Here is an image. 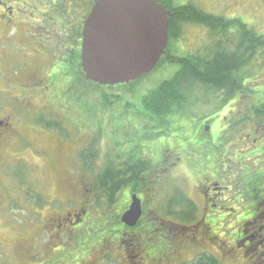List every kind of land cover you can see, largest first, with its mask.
I'll use <instances>...</instances> for the list:
<instances>
[{
    "label": "rangeland",
    "instance_id": "obj_1",
    "mask_svg": "<svg viewBox=\"0 0 264 264\" xmlns=\"http://www.w3.org/2000/svg\"><path fill=\"white\" fill-rule=\"evenodd\" d=\"M185 1L191 2L189 7L194 6L208 16L220 18L218 22L213 19L212 24H218L220 28L226 26L228 31L233 32L231 42L238 39L246 46L250 38H261L263 42L256 50L260 55L255 53L250 56L244 68L243 81L248 80L245 88H264V0ZM187 9L173 20H185L184 12H189ZM189 23V33L180 34L187 37L181 42V54L204 53L208 48L224 46L221 34L216 36L206 23ZM3 47L0 44V57ZM11 49L18 51L16 46ZM26 53L31 58L36 56L33 50ZM22 54L23 51L20 52ZM22 57L26 60L25 55ZM153 84L159 85L160 82ZM26 87H30L28 82ZM141 91L143 88L140 92L133 88L119 96L114 89L90 84L86 89L76 88L73 99L66 93H59V101L53 103V121L56 119L60 131L53 130V144L46 147L47 154H52L53 148V162L23 153L24 146H19L15 140L9 142V152L0 151V264H223V254L228 257L224 264H249L242 257L243 251L227 253L228 248L232 249L228 243L238 226L232 225L237 229L229 231L231 228L223 221V229L216 226L211 230L209 220L203 216L206 214L201 203L203 186H207L212 179L214 162L211 164V161L215 160L211 149L205 153L207 147L213 149L209 142L202 145L205 152L200 156L199 166L176 165L169 173L156 171L152 176L145 177L140 189L146 195L137 188L136 175L129 182L128 194H125L127 188L117 187L113 176L105 181L106 186L99 182L98 174L104 173L110 163L119 161L121 152L118 149L117 124L121 117L117 111L122 98L130 102L142 100L144 92ZM34 94L41 98L39 93ZM9 95L11 100L18 96L17 88H0V104L7 101ZM39 99L33 104H38ZM198 100L192 94L188 101ZM36 107L26 108V112L31 114ZM205 111L212 113L208 107ZM242 123L247 126L246 131L233 140L235 144L232 148L241 144L247 132L254 136H261L264 132V125L259 123L258 118ZM258 127L261 132L256 134ZM131 133L135 131L126 133L124 143H130L129 151L139 156L138 136L131 138L134 135ZM222 141L225 146L220 145L217 154L222 155L223 160L228 159L224 162V165L228 164L225 175L240 174L241 160L226 151L228 140ZM40 143L44 153L46 137L42 136L33 144L37 146ZM91 146L98 152L94 168L89 166L88 161L83 164L78 158L92 151L88 148ZM123 156L127 157L129 164L135 162L130 152L124 151ZM230 158L232 161H229ZM136 194H142L143 200ZM134 196L137 205L130 217L134 218L138 213L139 200L141 218L131 226H120L123 238L120 242L113 231L118 227V218L130 210ZM222 205L229 207L224 201ZM122 206L128 211L122 213ZM66 210L69 214H77V218L80 214L87 218L75 225L67 222L68 226L63 224V218L55 221L53 216L58 217V213ZM180 212L187 216L193 213L194 218L178 220ZM124 234L129 235L124 238ZM225 244L227 247L223 246ZM81 250L84 259L73 262Z\"/></svg>",
    "mask_w": 264,
    "mask_h": 264
},
{
    "label": "flooded vegetation",
    "instance_id": "obj_2",
    "mask_svg": "<svg viewBox=\"0 0 264 264\" xmlns=\"http://www.w3.org/2000/svg\"><path fill=\"white\" fill-rule=\"evenodd\" d=\"M101 1L0 0V44L4 46L0 57V88H17L18 91V96L11 100L9 95L8 100L0 104V151L9 152V142L15 140L19 146H24L26 151L23 150V153L53 162V148L52 154L46 151L47 145L53 144V130L60 131L56 119L53 121V103L59 101V93H66L73 99L76 88L86 89L90 86L83 67L85 28L93 10ZM154 1L170 13V19L173 14L187 9L191 3L185 0ZM189 22L169 21L167 47L149 74L128 84L102 87L116 88L120 96L133 88H137V92L143 88L141 92H144L142 100L130 102L122 98L117 111L121 117L117 124L120 140L118 149L121 153L116 162L115 182L117 187L127 188L125 194H128L131 186L129 182L136 175L135 184L141 191L144 178L152 176L153 172L169 173L179 165L199 166L200 156L205 152V146L202 145L209 142L214 150L207 147L205 153L211 149L215 160L211 161V164L214 162L212 179L207 186H203L201 203L206 214L202 215L209 220L211 230L216 226L223 229V221L231 228L229 231L238 228L228 243L232 249L226 248L228 254L243 251L242 257L249 264H264V132L261 136L247 132L241 144L232 148L235 144L233 140L246 131L247 126L242 122L258 118L259 123L264 125V88H245L248 80L243 81V74L249 53L245 47L237 48L238 45L243 46L238 44V39L231 42V31L226 46L208 48L204 53L181 54V42L187 37L180 34L189 31ZM119 26L122 31L118 35L125 40V45H134L142 43L143 36L150 33L146 32L148 29L144 32L137 29L148 28L151 23L123 22ZM131 27L137 28L136 32L128 29ZM13 46L18 51L12 50ZM27 50H33L35 58H31ZM24 55L26 60L22 57ZM256 55H260V52ZM217 56H224L228 64L231 62V67L227 66L228 70L230 75L242 77L240 87L231 83L237 88H217L218 83L213 77L217 75ZM157 81L160 84L154 85ZM27 82L29 88L26 87ZM156 88H178L182 92L177 89L178 98L173 101L155 103L149 95ZM187 91L191 92L183 94ZM34 93H39L41 98H37ZM192 94L199 100L188 101ZM36 99L39 100L35 105L33 101ZM34 106L37 107L28 114L26 108ZM207 107L212 111L211 114L205 111ZM16 118L20 120L16 121ZM131 130L135 131L131 133L134 134L131 138L138 136L139 156L129 151L130 143H124ZM255 131L256 134L261 132L259 127ZM42 136L46 137L44 153L41 143L37 146L33 144ZM224 139L228 140L226 151L241 160L239 164L242 171L238 175L224 173L228 167L224 162L228 159L223 160L222 155L217 154L220 152L219 146L224 145ZM124 151L130 152L135 161L131 164L130 173L125 171L128 160L123 156ZM4 157L2 155V159ZM81 162L84 164L86 161ZM143 194L146 195L145 192ZM136 196L141 201L144 198L142 194ZM223 201L228 203V208L222 205ZM125 210L122 206V213ZM58 214V217L53 216L55 221L63 218L65 226L69 225L67 222L75 225L87 218L85 215L80 216L83 214L77 218V214H69L68 210ZM191 216L180 212L178 220L194 218L193 213ZM122 217L118 218L117 226H128L122 222ZM234 224L238 227H232ZM113 232L120 242L123 241L121 228ZM127 235L124 234V238ZM223 246L227 247L226 244ZM82 254L81 250L73 262L82 261ZM221 259L224 264L228 257L223 254Z\"/></svg>",
    "mask_w": 264,
    "mask_h": 264
},
{
    "label": "water",
    "instance_id": "obj_3",
    "mask_svg": "<svg viewBox=\"0 0 264 264\" xmlns=\"http://www.w3.org/2000/svg\"><path fill=\"white\" fill-rule=\"evenodd\" d=\"M168 16L169 13L153 0H102L98 3L85 28L83 67L86 78L101 86H114L137 80L150 72L167 45ZM124 20L151 23L148 28L137 29L150 31L143 36L142 43L122 44L118 34L122 31L120 21ZM137 201L136 216L130 217L137 205L135 197L124 216L132 225L141 217Z\"/></svg>",
    "mask_w": 264,
    "mask_h": 264
},
{
    "label": "trees",
    "instance_id": "obj_4",
    "mask_svg": "<svg viewBox=\"0 0 264 264\" xmlns=\"http://www.w3.org/2000/svg\"><path fill=\"white\" fill-rule=\"evenodd\" d=\"M186 11H189V12H184V15H185L184 19L185 20L192 21V22L206 23L205 25L208 28H210V30L215 35L221 34V37L223 39V44H224V46H226L227 36L230 35V31H228L226 29V26L224 28H220V27H218V24H216V25L212 24V22L215 21L213 19H216V21L218 22L221 20L220 18L218 19V18H215L213 16H208V14H206L204 11H202V10H200L194 6L189 7V9H187ZM180 13L182 14V12H178L176 15H178ZM189 15H191L192 17H190ZM206 17H210V19H206ZM262 42L263 41L261 40V38H259L258 36H254L253 38H250L248 40V45H246V46L238 45L237 48L245 47V49H248L249 58H251L250 56L252 54L256 53V50L259 49ZM238 44H240V43L238 42ZM223 57L224 56H219L217 58V64H216V69H215L217 75H213L214 79H216V83H218L219 87H223V88H226V86H230V88H237V86L240 87L242 77H238L236 75H230V70H228V68L231 67V62H229V64H228V62H226V59ZM224 59H225V61H224ZM248 60H250V59H248ZM234 62H236L235 59H234ZM239 63H241V62H239ZM227 66H229V67H227ZM202 76L205 77L206 75H202ZM231 78H232V80H231ZM231 83H235L237 86L235 84H231ZM90 84H93V83H90ZM96 86H98V85H96ZM177 89L176 88H159V89L152 92L151 99H154L155 103L173 101L176 98H178ZM88 148L92 151H89L85 155H81L80 160L81 161L82 160L88 161L89 166L90 167L92 166L94 168L98 152L95 148H93V146L88 147ZM114 165H115V162L110 163L109 167L108 166L106 167V171L104 173L100 172L97 176L99 182L104 183L105 186L107 185L105 182L106 180L111 179V176L115 177L116 172H115ZM125 171H127L129 173L131 172V164L128 163L127 167H125ZM110 183L111 182H109V184ZM117 229H120V226L115 228V230H117ZM219 264H221V263L219 262Z\"/></svg>",
    "mask_w": 264,
    "mask_h": 264
},
{
    "label": "bare ground",
    "instance_id": "obj_5",
    "mask_svg": "<svg viewBox=\"0 0 264 264\" xmlns=\"http://www.w3.org/2000/svg\"><path fill=\"white\" fill-rule=\"evenodd\" d=\"M120 22H135V21H131V20H124V21H120ZM128 29H130V30H132V32H136V29L137 28H133V27H131V28H128ZM124 39H122V43H124ZM135 45V44H134ZM131 47V46H130ZM134 51H135V49H134ZM122 222L124 223V224H126V225H128V226H131L132 224L131 223H129V222H127L126 220H125V218H124V216L122 217Z\"/></svg>",
    "mask_w": 264,
    "mask_h": 264
}]
</instances>
